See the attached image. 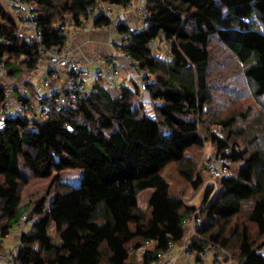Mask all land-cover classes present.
Returning <instances> with one entry per match:
<instances>
[{
  "label": "trees",
  "instance_id": "trees-1",
  "mask_svg": "<svg viewBox=\"0 0 264 264\" xmlns=\"http://www.w3.org/2000/svg\"><path fill=\"white\" fill-rule=\"evenodd\" d=\"M32 1L47 47L67 44L68 36L58 28L66 16L81 25L97 1L131 2ZM146 8L148 26L120 23L118 35L129 38L115 42L145 71V90L133 76L115 89L97 79L77 108L38 122L11 117L0 130V235L7 237L27 214L33 223L20 236L23 264H130L132 250L146 240L154 244L143 264H153L171 242L185 240V219L194 214L206 217L187 244L189 253L215 244L229 254L237 249L233 264H264V0H148ZM112 23L105 14L94 19L97 28ZM0 40V60L9 75L19 77L37 66L39 44L19 33L17 18L1 2ZM161 41L169 43L166 54L156 51ZM215 44L240 65L258 104L255 112L249 107L214 114L219 101L210 69L217 59ZM143 92L152 112L140 99ZM3 95L0 87V99ZM207 141L216 155L240 166L221 178L212 200L208 190L199 209L172 196L161 171L176 162L198 188L203 176L188 151ZM65 172L76 178L64 179ZM47 178L48 195L33 207L24 204L23 186ZM146 189H153L148 211L139 205ZM245 203L251 206L248 220L257 229L255 237L246 224L232 225Z\"/></svg>",
  "mask_w": 264,
  "mask_h": 264
},
{
  "label": "built area",
  "instance_id": "built-area-1",
  "mask_svg": "<svg viewBox=\"0 0 264 264\" xmlns=\"http://www.w3.org/2000/svg\"><path fill=\"white\" fill-rule=\"evenodd\" d=\"M5 1L9 12L17 18L19 33L25 39L34 40L39 44V61L34 69L16 77L8 74L4 62L0 60V76H5L6 81L12 83V86H0L4 92L3 97L0 99V130L6 129L7 120L11 117L20 116L30 122H38L49 119L53 113L77 108L80 98L90 94L88 82L92 79V75L88 71L89 65L98 67L94 73L95 81L97 79L105 80L111 89L116 88L121 77L130 78L132 76L137 78L143 90L146 89L145 71L141 70L132 56L122 48H117L115 59L103 66V60L93 54L85 56V64L80 63L73 56V49L68 43L73 29L87 28L88 26L95 28L94 19L100 14H105L113 21L110 25L98 28L101 30H112L115 22L117 25L128 23L129 14L137 11L140 13L138 25L144 28L147 27L146 7L148 0H137L136 4L129 2L126 6L97 1L93 6L87 8L88 18L83 20L81 25H75L71 17L66 16L62 24L58 25L61 33L68 36V42L63 47L60 45L47 47L43 44L42 31L38 24L39 14L34 1ZM124 9L126 10L124 11ZM111 30L108 32L111 33ZM128 38L129 34H123L118 40H127ZM164 42L168 43L163 41L159 44H165ZM156 43L153 40L150 44L155 47ZM126 68H128V71ZM32 85L33 91L30 89ZM67 128L72 130L70 125H67ZM206 169L213 180L211 191L213 194L219 189L221 178L230 174V161L222 155H215L207 161ZM199 222L200 218L196 214L185 219V225L188 231L193 233V236L198 235L197 224ZM32 223L25 214L17 223L16 228L21 234L23 231L30 229ZM4 239L0 235V264H23L18 258V250L5 247ZM189 241L190 239L185 237L184 251H187ZM153 244L152 240H146L142 246L133 249L134 258L130 264H143V256L148 249L153 247ZM174 246L175 243L171 242L167 250L159 252L158 259L153 264H167V259L172 257ZM195 255L198 261L197 264H209L211 257L215 260L214 264H221L224 260L223 264H233L232 258L228 259L225 256L228 255V252L215 244H210V246Z\"/></svg>",
  "mask_w": 264,
  "mask_h": 264
},
{
  "label": "rangeland",
  "instance_id": "rangeland-1",
  "mask_svg": "<svg viewBox=\"0 0 264 264\" xmlns=\"http://www.w3.org/2000/svg\"><path fill=\"white\" fill-rule=\"evenodd\" d=\"M131 2H134L136 4L137 0H131ZM4 5L6 8H8L5 2ZM125 10L126 9H124V11ZM138 19H140V13L138 11L130 13L128 16V23L133 26H137ZM116 25L117 23L115 22L112 30L111 29L106 30L107 32L111 30V33L115 35V37L118 35V30ZM93 29H96V27L91 28L90 26H88L87 28L73 29L71 31L72 32L71 38H73V34L75 33V31L82 32L83 30H93ZM119 38L120 36L118 37V39ZM168 47H169L168 43L162 45L159 44L158 49L156 51H158V53L160 54H166L168 52ZM213 49H214L215 58L217 59H214L212 61L210 69L211 72L213 73L212 80L215 88L214 94L219 100L217 101V106L214 108V114L220 112L223 115H231L234 112L245 111L249 107H251L254 112L258 110V104L250 95L249 88L247 86V83L243 75L241 74L240 65H238V62L234 58H232V56L226 53V51L224 52L223 50H221L220 45L215 44ZM99 56H100L99 58L103 60V66H106V64L109 63L108 60L112 58L111 56H107L108 59L105 57L103 58V55H99ZM97 68L98 67L96 65L88 66V71L91 72L92 75V79H90V81L88 82V88H91L92 85L95 83L94 73L97 70ZM126 70L128 71V68H126ZM127 82L131 83L129 80H127ZM0 86H12V83L11 84L8 83L6 81L5 76H0ZM30 89L33 91V85L30 86ZM140 99H142V101L147 104L146 109L152 112L153 105L151 104L149 95L143 92L140 94ZM210 128L212 131L217 130L215 125L211 126ZM201 133L205 135L206 131L201 128ZM240 146H244V143L241 142ZM188 154H190L196 160L197 172L203 176L204 181L198 188H194L191 182L187 181L180 174L179 167L178 164H176V162L169 163L165 168H163L161 173L169 181L170 184L169 192L172 196L180 197L184 200L186 204L195 205L197 208L201 209L206 193L208 192V190L212 191L213 189V185H212L213 180L206 169V163L211 157H214L216 155V149L211 141H207L205 142V145L203 147L193 148L189 150ZM239 166H240L239 162H235V163L231 162L230 174H236V172L239 169ZM74 177L76 178V173H71V172L63 173L64 179L73 180ZM50 186H51L50 178L32 179L28 184H26L22 188V202L24 204L26 203L30 204L31 207H33L37 202V200H40L48 195ZM152 192L153 189H146L140 192L139 205L141 206L142 209L147 211L149 210L148 201ZM213 195L214 193L213 194L211 193L209 200H212ZM250 207H251L250 203H245L241 213L232 220V225L235 226L237 224L242 226L243 224H246L249 227L251 234L255 237L257 236V229L255 225L248 220ZM205 217H206L205 214L201 216L200 222L197 224V227L203 224ZM51 230L54 240L57 241L58 235L54 230V226H51ZM12 232L13 235H15V229H12ZM186 237L187 239H191L193 237V233L191 231H188L187 227H186ZM7 243L10 248H14L16 250L20 248V238L18 239L17 237L16 238L13 237L12 240H7ZM183 246H184V241L175 242L173 252L175 250L178 251L180 248H183ZM236 255H237V249L232 247L230 254L228 253V255L225 256L229 259ZM188 258H189L188 261H186L184 264L198 263L195 254H191L190 256H188ZM234 260H237V258H235ZM224 262L225 260L223 261V263ZM214 263L215 260H213V258L211 257L209 259V264H214ZM223 263L221 262V264Z\"/></svg>",
  "mask_w": 264,
  "mask_h": 264
},
{
  "label": "crops",
  "instance_id": "crops-1",
  "mask_svg": "<svg viewBox=\"0 0 264 264\" xmlns=\"http://www.w3.org/2000/svg\"><path fill=\"white\" fill-rule=\"evenodd\" d=\"M0 2L5 10L9 11L4 5V2L6 3V1L0 0ZM116 37L106 30L97 28L93 30H83L82 32L75 31L73 38L69 40V44L73 49V56L82 64H85V56L87 54H93L95 57H100L99 55H103V58L111 56L112 58L108 60L110 62L114 60L116 56L117 47L115 42L118 40L119 35ZM119 82H127V78L121 77ZM13 229H15V235H13V232L11 231L7 237H5V247H9L7 240H12L13 237H17L19 239L21 236L16 226ZM176 251L177 250L173 252L171 258L167 259V264H184L186 261H188V256H190L191 253L188 254V252L184 251L183 248H180L177 252Z\"/></svg>",
  "mask_w": 264,
  "mask_h": 264
}]
</instances>
